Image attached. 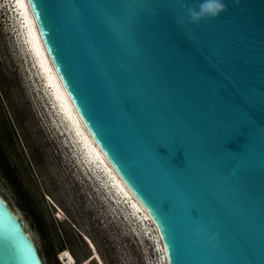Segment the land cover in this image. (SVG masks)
Returning <instances> with one entry per match:
<instances>
[{
  "label": "water",
  "instance_id": "95a60500",
  "mask_svg": "<svg viewBox=\"0 0 264 264\" xmlns=\"http://www.w3.org/2000/svg\"><path fill=\"white\" fill-rule=\"evenodd\" d=\"M92 137L169 264H264V0H27ZM0 264H46L0 188Z\"/></svg>",
  "mask_w": 264,
  "mask_h": 264
},
{
  "label": "rangeland",
  "instance_id": "374dc122",
  "mask_svg": "<svg viewBox=\"0 0 264 264\" xmlns=\"http://www.w3.org/2000/svg\"><path fill=\"white\" fill-rule=\"evenodd\" d=\"M15 61L7 50L0 54V188L26 220L44 262L62 264L60 252L69 249L79 264L92 241L106 264H145L152 222L138 221L127 204L119 214L111 193L102 203L96 186L102 178L74 159L43 86L41 110Z\"/></svg>",
  "mask_w": 264,
  "mask_h": 264
},
{
  "label": "bare ground",
  "instance_id": "6f19581e",
  "mask_svg": "<svg viewBox=\"0 0 264 264\" xmlns=\"http://www.w3.org/2000/svg\"><path fill=\"white\" fill-rule=\"evenodd\" d=\"M12 9L11 23H7V29L17 33L15 40L11 42V48L16 55L18 69L24 76L25 84L31 95H35L42 110V86L44 101L48 110L54 117L55 128L59 137L66 138V146L71 148L74 159L92 173L97 174L100 180L96 186L100 189V199L103 204L107 203V193H111L114 204H117L119 214L124 204L135 214L138 221L150 220L154 226V241L145 245V264H169L166 248L162 241L161 234L153 218L127 187L125 182L114 169L110 161L102 152L91 133L80 118L74 104L69 98L56 69L48 55L43 40L40 37L39 29L33 17L27 0H6ZM3 8L5 4L2 1ZM19 23V25H17ZM19 26V27H18ZM18 27V28H17ZM16 30V31H14ZM60 140V139H59ZM64 140L60 143L63 146ZM105 206V205H104ZM19 213V211H17ZM28 225V224H27ZM144 225V224H143ZM144 235L152 240L149 229H143ZM32 237L33 234L31 232ZM91 254L81 261L84 264H106L93 244L89 241ZM59 259L62 264H77L76 257L69 249L60 252Z\"/></svg>",
  "mask_w": 264,
  "mask_h": 264
},
{
  "label": "clouds",
  "instance_id": "9594fccd",
  "mask_svg": "<svg viewBox=\"0 0 264 264\" xmlns=\"http://www.w3.org/2000/svg\"><path fill=\"white\" fill-rule=\"evenodd\" d=\"M226 11L224 0H201L197 6L187 8L186 14L180 17V22L199 26L202 22L219 18Z\"/></svg>",
  "mask_w": 264,
  "mask_h": 264
},
{
  "label": "flooded vegetation",
  "instance_id": "af4514ba",
  "mask_svg": "<svg viewBox=\"0 0 264 264\" xmlns=\"http://www.w3.org/2000/svg\"><path fill=\"white\" fill-rule=\"evenodd\" d=\"M2 1L6 6L5 8H3ZM27 3L29 5L28 1ZM12 12L13 11L10 8V4L9 3L7 4L6 0H0V54H3L5 50H7V52L10 54V57L13 60H15L17 58H16L15 53L13 52V49L11 48V42L15 40L17 33H13L7 29V23L8 24L11 23ZM17 25H19V23H17ZM15 62L17 63V61ZM17 67H18V64H17Z\"/></svg>",
  "mask_w": 264,
  "mask_h": 264
},
{
  "label": "built area",
  "instance_id": "2783aa9c",
  "mask_svg": "<svg viewBox=\"0 0 264 264\" xmlns=\"http://www.w3.org/2000/svg\"><path fill=\"white\" fill-rule=\"evenodd\" d=\"M84 263H85V262H82V263L80 262L79 264H84ZM77 264H78V263H77Z\"/></svg>",
  "mask_w": 264,
  "mask_h": 264
}]
</instances>
